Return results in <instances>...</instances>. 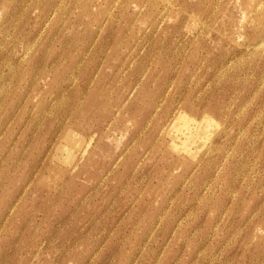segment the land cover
Instances as JSON below:
<instances>
[{"label":"rangeland","instance_id":"obj_1","mask_svg":"<svg viewBox=\"0 0 264 264\" xmlns=\"http://www.w3.org/2000/svg\"><path fill=\"white\" fill-rule=\"evenodd\" d=\"M0 264H264V0H0Z\"/></svg>","mask_w":264,"mask_h":264}]
</instances>
